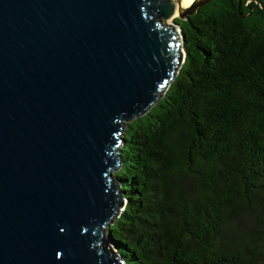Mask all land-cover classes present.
Returning <instances> with one entry per match:
<instances>
[{"label": "water", "instance_id": "water-1", "mask_svg": "<svg viewBox=\"0 0 264 264\" xmlns=\"http://www.w3.org/2000/svg\"><path fill=\"white\" fill-rule=\"evenodd\" d=\"M180 1L0 0V264H122L123 122L177 73L170 20L211 0Z\"/></svg>", "mask_w": 264, "mask_h": 264}, {"label": "trees", "instance_id": "trees-1", "mask_svg": "<svg viewBox=\"0 0 264 264\" xmlns=\"http://www.w3.org/2000/svg\"><path fill=\"white\" fill-rule=\"evenodd\" d=\"M239 3L174 19L177 73L120 134L122 264H264V0Z\"/></svg>", "mask_w": 264, "mask_h": 264}, {"label": "bare ground", "instance_id": "bare-ground-1", "mask_svg": "<svg viewBox=\"0 0 264 264\" xmlns=\"http://www.w3.org/2000/svg\"><path fill=\"white\" fill-rule=\"evenodd\" d=\"M196 0H181L179 2V4L176 7V10L178 12L184 11L187 8H189L190 6H192V4L195 2Z\"/></svg>", "mask_w": 264, "mask_h": 264}, {"label": "rangeland", "instance_id": "rangeland-1", "mask_svg": "<svg viewBox=\"0 0 264 264\" xmlns=\"http://www.w3.org/2000/svg\"><path fill=\"white\" fill-rule=\"evenodd\" d=\"M174 19H177V17H175V18H173V19H171L170 20V23L171 22H173L174 21ZM179 20V19H178ZM167 22H169V21H167ZM177 30H178V32H177V34H178V36L181 38V43H182V40H183V36H182V34H181V31H180V27L178 26L177 27ZM181 50H182V48H181ZM182 59V58H181ZM180 64H181V61L179 62V65H178V67L180 66ZM178 67H177V69L176 70H178ZM126 123H128V122H123V124H124V126H126ZM118 149H119V147H118ZM117 171V169L115 170V171H113L114 173ZM113 173V174H114ZM114 178V177H113ZM114 180H115V178H114ZM115 183L117 184V182L115 181Z\"/></svg>", "mask_w": 264, "mask_h": 264}]
</instances>
